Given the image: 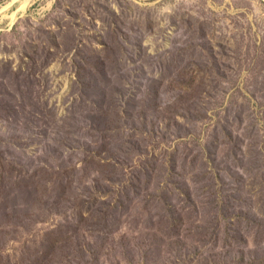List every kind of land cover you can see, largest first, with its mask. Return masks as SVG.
<instances>
[{
  "label": "rangeland",
  "instance_id": "1",
  "mask_svg": "<svg viewBox=\"0 0 264 264\" xmlns=\"http://www.w3.org/2000/svg\"><path fill=\"white\" fill-rule=\"evenodd\" d=\"M12 1L0 264H264V0Z\"/></svg>",
  "mask_w": 264,
  "mask_h": 264
},
{
  "label": "bare ground",
  "instance_id": "2",
  "mask_svg": "<svg viewBox=\"0 0 264 264\" xmlns=\"http://www.w3.org/2000/svg\"><path fill=\"white\" fill-rule=\"evenodd\" d=\"M19 1V0H18ZM32 0H21V7L20 9H26L28 7V5L30 4ZM13 3V1L9 4H6L5 6H2L0 8V13L4 12L7 8H9V6ZM16 14H17V11L13 12L12 14H10L9 16H11V18L13 19V23L15 22L16 20Z\"/></svg>",
  "mask_w": 264,
  "mask_h": 264
}]
</instances>
